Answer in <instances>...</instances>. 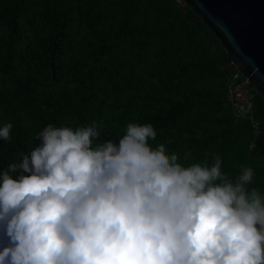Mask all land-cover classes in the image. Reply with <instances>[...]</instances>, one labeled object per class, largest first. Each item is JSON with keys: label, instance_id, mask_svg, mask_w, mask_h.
<instances>
[{"label": "trees", "instance_id": "16d2710c", "mask_svg": "<svg viewBox=\"0 0 264 264\" xmlns=\"http://www.w3.org/2000/svg\"><path fill=\"white\" fill-rule=\"evenodd\" d=\"M227 58L176 0H0V127L13 126L10 141L0 139V171L49 124L95 122L94 147L118 142L129 123L151 124L152 147L164 144L184 166L219 154L233 179L251 167L249 188L264 193V95L252 88L253 119L237 118Z\"/></svg>", "mask_w": 264, "mask_h": 264}, {"label": "clouds", "instance_id": "9594fccd", "mask_svg": "<svg viewBox=\"0 0 264 264\" xmlns=\"http://www.w3.org/2000/svg\"><path fill=\"white\" fill-rule=\"evenodd\" d=\"M99 136L95 122L49 124L0 171V264H264V193L249 188L251 167L233 179L219 154L184 166L149 144L151 124L94 147Z\"/></svg>", "mask_w": 264, "mask_h": 264}, {"label": "water", "instance_id": "95a60500", "mask_svg": "<svg viewBox=\"0 0 264 264\" xmlns=\"http://www.w3.org/2000/svg\"><path fill=\"white\" fill-rule=\"evenodd\" d=\"M264 95V0H184Z\"/></svg>", "mask_w": 264, "mask_h": 264}, {"label": "built area", "instance_id": "2783aa9c", "mask_svg": "<svg viewBox=\"0 0 264 264\" xmlns=\"http://www.w3.org/2000/svg\"><path fill=\"white\" fill-rule=\"evenodd\" d=\"M179 4H186L184 0H176ZM225 65L230 69L228 79L226 81L227 94L232 105L234 114L237 118L249 117L253 119V101L252 88L253 86L248 77L245 76L236 61L232 57H228ZM255 132H258V124L255 120L252 122Z\"/></svg>", "mask_w": 264, "mask_h": 264}]
</instances>
